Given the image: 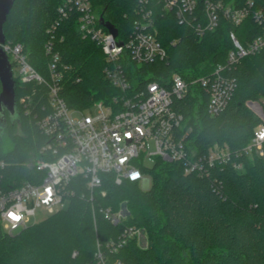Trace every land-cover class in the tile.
<instances>
[{
    "label": "trees",
    "instance_id": "16d2710c",
    "mask_svg": "<svg viewBox=\"0 0 264 264\" xmlns=\"http://www.w3.org/2000/svg\"><path fill=\"white\" fill-rule=\"evenodd\" d=\"M142 0H91L98 16L113 23L127 37L139 16ZM234 8L253 1L264 11V0H223ZM64 0H16L4 23L6 40L20 43L29 63L50 82L48 43L59 53L60 95L69 108L91 109L97 101L108 102L120 93L106 77L107 65L101 46L84 38L78 12L61 17ZM157 37L167 57L153 63L130 67L137 85L149 80L162 84L174 73L186 80L208 75L222 65L236 81L234 95L219 114L208 112V94L198 84L174 99V108L184 115L191 145L200 153L214 143L240 149L252 138L261 119L247 102L264 104V49L228 65L234 49L233 32L248 45L262 28L250 16L240 25L221 18L218 27L198 36L193 28L180 24L172 12L150 0ZM53 25H56L55 27ZM16 81L18 116L0 128V186L13 187L34 180V167L47 157L43 146L50 141L38 119L50 108L49 86L35 80ZM2 86L0 83V92ZM25 103L21 98L27 97ZM28 111V112H27ZM20 131V132H19ZM12 146L5 148L3 136ZM243 169L227 163L208 174L185 173L178 162L158 159L148 169L152 183L143 189L139 182L116 184L112 174H104L103 184L90 191L82 175L72 179L73 194L68 205L21 230L0 236V264H99L100 248L110 261L125 264H264V158L241 156ZM105 191V195L102 194ZM127 217L111 223L103 212L122 206ZM144 230L146 244L137 237L128 239L117 252L107 245L124 227ZM76 252V256L73 253Z\"/></svg>",
    "mask_w": 264,
    "mask_h": 264
},
{
    "label": "built area",
    "instance_id": "2783aa9c",
    "mask_svg": "<svg viewBox=\"0 0 264 264\" xmlns=\"http://www.w3.org/2000/svg\"><path fill=\"white\" fill-rule=\"evenodd\" d=\"M166 11L172 12L180 24L193 28L198 36L215 30L221 18L240 25L252 17L261 26L262 32L248 45H243L232 32L234 49L229 52L228 65L243 57L264 49V11L255 9L253 1L234 8L223 0H155ZM150 0H142L138 6L139 16L134 20L133 30L127 36H113L100 22L91 0H64L59 7L61 17L69 11L78 12V25L84 38L97 42L106 57L105 77L120 90L108 102L97 101L95 110L69 108L60 95V55L54 44L48 43L50 54V82L28 61L20 43L6 40L4 48L9 60L18 68L23 82L35 80L49 86L50 108L38 119L42 132L50 137L43 146L47 157L35 162L37 172L34 180H26L13 187L0 186V236L15 233L30 225V218L44 213L45 217L64 209L74 193L68 186L73 178L82 175L93 201L94 191L103 184V175L112 174L114 182H139L143 189L151 186L152 178L145 165L146 159L154 163L178 162L184 172L198 175L208 174L214 167L227 163L238 170L243 169L241 156L258 155L264 158V104L252 101L253 112L261 122L255 127L251 140L240 149L232 150L227 144L214 143L205 152H198L190 143L189 130H184V115L174 108V99L182 98L189 86L200 85L208 94L207 109L211 115L222 112L231 101L236 81L225 72V66H218L214 72L186 80L180 73L172 74L165 84L149 80L137 85L131 80L130 67L153 63L165 59L166 48L157 37ZM54 27L56 25H53ZM14 75V71H13ZM28 98H21L25 103ZM80 112L74 116L73 112ZM28 112V111H27ZM150 141L154 149L150 148ZM105 195V191H102ZM105 217L113 224L127 217L123 205L118 211L103 209ZM44 217V218H45ZM137 237L140 244L146 237L144 230L126 226L116 240L107 247L117 252L128 239ZM144 238V239H143ZM76 252L73 256H76ZM99 264H125L120 259L110 261L98 248Z\"/></svg>",
    "mask_w": 264,
    "mask_h": 264
},
{
    "label": "water",
    "instance_id": "95a60500",
    "mask_svg": "<svg viewBox=\"0 0 264 264\" xmlns=\"http://www.w3.org/2000/svg\"><path fill=\"white\" fill-rule=\"evenodd\" d=\"M15 1L16 0H0V83L2 86L0 92V128H4L7 125V115L12 121H15L18 116L16 81L13 75L12 64L2 47V44L6 42L4 23ZM100 22L114 37L117 36L118 29L113 23L105 20L103 16H100ZM251 102L252 101L247 102L249 107Z\"/></svg>",
    "mask_w": 264,
    "mask_h": 264
},
{
    "label": "rangeland",
    "instance_id": "374dc122",
    "mask_svg": "<svg viewBox=\"0 0 264 264\" xmlns=\"http://www.w3.org/2000/svg\"><path fill=\"white\" fill-rule=\"evenodd\" d=\"M13 71H14V77H19L18 68L16 66H14ZM92 109L95 110L96 107L93 106ZM80 114L81 113L77 112V111L73 112L74 116H77V115H80ZM3 138H4V141H5V148H7V149L10 148L12 146V144H11L8 136L4 135ZM150 148L154 149V143L152 141H150ZM145 165H147L149 168H151L154 165V161L152 159H146L145 160ZM44 217H45L44 213H39L38 215L30 218V224L36 223V222L42 220ZM141 244L144 245V240H142Z\"/></svg>",
    "mask_w": 264,
    "mask_h": 264
}]
</instances>
